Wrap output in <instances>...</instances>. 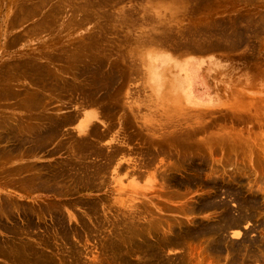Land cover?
I'll return each mask as SVG.
<instances>
[{"label": "rangeland", "instance_id": "rangeland-1", "mask_svg": "<svg viewBox=\"0 0 264 264\" xmlns=\"http://www.w3.org/2000/svg\"><path fill=\"white\" fill-rule=\"evenodd\" d=\"M0 264H264V0H0Z\"/></svg>", "mask_w": 264, "mask_h": 264}, {"label": "crops", "instance_id": "crops-1", "mask_svg": "<svg viewBox=\"0 0 264 264\" xmlns=\"http://www.w3.org/2000/svg\"><path fill=\"white\" fill-rule=\"evenodd\" d=\"M159 56L163 59V61L165 63L162 64L161 66V69L165 66V65H169V64H173V66L175 67H178V69L181 71V73L185 75V71L188 69V68H191V67H194L193 63L191 61H184V62H178V61H175L174 58H172L169 54H165V53H155V54H152V56ZM164 65V66H163ZM196 67V66H195ZM163 82H161V85H162ZM160 85V86H161ZM163 86V85H162Z\"/></svg>", "mask_w": 264, "mask_h": 264}, {"label": "bare ground", "instance_id": "bare-ground-1", "mask_svg": "<svg viewBox=\"0 0 264 264\" xmlns=\"http://www.w3.org/2000/svg\"><path fill=\"white\" fill-rule=\"evenodd\" d=\"M155 76H157L158 75V73L157 74H154ZM153 80H155V85L158 87H160V85H161V81H160V78H158V76H157V78L155 77V78H153Z\"/></svg>", "mask_w": 264, "mask_h": 264}]
</instances>
